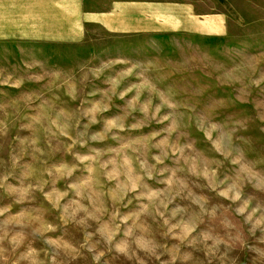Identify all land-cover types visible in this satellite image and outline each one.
I'll return each mask as SVG.
<instances>
[{"label":"rangeland","instance_id":"374dc122","mask_svg":"<svg viewBox=\"0 0 264 264\" xmlns=\"http://www.w3.org/2000/svg\"><path fill=\"white\" fill-rule=\"evenodd\" d=\"M0 264H264V0H0Z\"/></svg>","mask_w":264,"mask_h":264}]
</instances>
